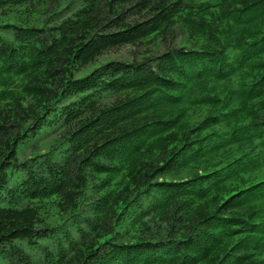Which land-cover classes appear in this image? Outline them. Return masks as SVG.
<instances>
[{
    "label": "trees",
    "instance_id": "obj_1",
    "mask_svg": "<svg viewBox=\"0 0 264 264\" xmlns=\"http://www.w3.org/2000/svg\"><path fill=\"white\" fill-rule=\"evenodd\" d=\"M0 261L264 264V0H0Z\"/></svg>",
    "mask_w": 264,
    "mask_h": 264
},
{
    "label": "rangeland",
    "instance_id": "obj_2",
    "mask_svg": "<svg viewBox=\"0 0 264 264\" xmlns=\"http://www.w3.org/2000/svg\"><path fill=\"white\" fill-rule=\"evenodd\" d=\"M131 50H134L135 51V48L134 47H131L129 45H126L124 47H121L115 51H112L111 53H109L107 55L106 58L108 57H112V58H128V57H131ZM1 262V261H0Z\"/></svg>",
    "mask_w": 264,
    "mask_h": 264
}]
</instances>
